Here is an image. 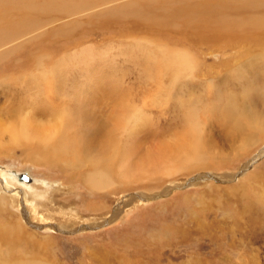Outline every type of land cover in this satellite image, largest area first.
<instances>
[{
  "label": "rangeland",
  "instance_id": "374dc122",
  "mask_svg": "<svg viewBox=\"0 0 264 264\" xmlns=\"http://www.w3.org/2000/svg\"><path fill=\"white\" fill-rule=\"evenodd\" d=\"M126 1L90 5L98 9H91L88 18L86 13L75 16V28L64 34L47 32L61 23L57 20L47 21L48 25L38 23L44 32L24 29L15 36L20 41L0 48L5 53L3 50L18 45L0 56V127L13 126V117L24 123L39 118L63 119L71 137L68 143L74 149L78 132L86 137L89 128L91 134L99 125L110 126L123 112L139 115V127L118 141L123 150L113 161L116 184L108 191L107 200L88 191L77 177L80 171L68 172L61 163L45 158L51 152L38 145L39 140L31 139L30 145L18 148L5 140L8 146L0 153V228L7 224L17 227L18 212L11 207L15 203L13 207L18 209L21 198L9 189L25 191V186H34L67 191L62 193V200L57 198L62 209L53 212L54 222L62 220L73 229L48 231L45 226L49 223L39 220L45 209L37 207L40 199L32 197L26 206L30 205L38 218L31 220L43 228L26 226L19 231H24V240L19 246L13 241L11 247L5 246L6 237L0 230V264L23 258L36 264H264V158L231 180L210 181L211 186L201 178L166 196L126 208L123 216L108 225L81 229L82 215H88L92 222L100 213H108L116 205L115 199L138 190L158 194L169 182L141 178V182L128 183L121 178L128 173L130 163L154 153L152 149L157 146L172 143L169 147L174 149L175 143L191 134L190 124H196L195 120L206 126L204 135L209 143H221L222 149L215 153L227 154L228 125L221 122L220 114L226 111L232 95L241 103L264 107V61L247 63L246 51L233 54L218 48L209 43L212 38L207 32L205 40L191 38V29L182 18L172 21L169 28L167 19L163 29L153 30L139 28L138 21L130 17L104 19L122 10ZM182 1L175 0L173 6L182 5L178 4ZM66 20L63 17L62 23ZM148 38H156L158 44H150ZM246 41L253 49L264 47V40ZM176 58L195 60L193 77L173 75L179 72L173 65ZM244 63L245 68L237 67ZM95 139L97 135H91L90 141ZM263 146L245 152L248 157L238 156L219 165L212 162L210 167L221 174H239L242 165ZM63 159L71 160V156ZM198 175L201 172L192 170L178 178L188 180ZM14 177L17 182L9 188L8 179ZM46 196L45 202L55 205Z\"/></svg>",
  "mask_w": 264,
  "mask_h": 264
},
{
  "label": "bare ground",
  "instance_id": "6f19581e",
  "mask_svg": "<svg viewBox=\"0 0 264 264\" xmlns=\"http://www.w3.org/2000/svg\"><path fill=\"white\" fill-rule=\"evenodd\" d=\"M113 1L114 0H0V48L10 42L20 41L21 38L15 39V36L20 35V31H24V29L38 28V31L44 32L41 29L42 26L38 23L48 25L50 24V20H57V22L61 23L51 26L47 32H50V34H64L67 29L75 28L73 24L77 21L74 19L75 16L77 17L80 13H86L87 15L91 9H98L90 7V5L105 4ZM174 1L175 0H129L121 4L124 7L122 10H115L113 16L108 14L104 19L107 17L111 19L112 17L115 21H121L130 17L138 21L139 28L153 30L155 28L163 29L167 19L170 21V23L167 24L169 28L172 26V21L174 23L175 20L178 21V19L182 18L185 19V22L188 23V28L191 29L189 33V36H192L191 38L195 37V39L197 38L198 40H205L204 33L207 32L212 38L209 43L218 48H227L231 52L233 51V54H240L246 51L248 55L247 63L255 61L256 64L258 61H264V47L253 49V47L246 44V39L248 40L249 38L264 40V0H195V2L194 0H185L182 1V3H178L183 6L180 5L177 7L173 6ZM63 17L68 20L62 23ZM86 17L88 18L90 15ZM41 35L43 36V34ZM24 36L26 37L27 35ZM148 40L152 45L158 44L156 38L154 41L153 38H148ZM16 46L7 48L3 51L6 53L7 50L10 51ZM5 53L0 52V56ZM244 58L246 60L247 57ZM241 61L239 63H241ZM173 65L179 70V72H173L174 76H180L186 73L185 76L193 77L196 66L195 60L190 59L188 61L183 58H176L173 61ZM237 67L245 68L246 63H244L242 67L241 64H238ZM223 68L225 69V67ZM176 78L178 79L179 77ZM228 102L226 111L220 114L221 122H223L224 125H228L225 138L227 142H229L230 148L226 150L228 151L227 154L218 155L219 153H215L216 150L222 149V146H220L221 143L217 142L216 139L214 143H209L204 135L206 126L195 120L196 124H190L192 128L191 134L186 136L181 142L175 143L177 145L174 144V149L169 147L172 143L166 147V144L157 146L155 149H152L155 151L154 153L151 151V153L149 152L144 156L145 158H141L140 161L130 163L129 167H127L128 173L126 172L127 174L121 178L128 183H132L133 181L141 182V178H143L144 181L167 179L169 182L165 184L166 187L163 190L161 189L162 191H157L159 195L153 194L155 191L138 190L131 195L127 194L117 198L115 199V201H117L116 205H114L115 207L112 206V211L110 210V217L107 216L110 211L108 213H100L98 216H95L91 222V218L89 219L88 215H82V217H84V222L81 229L92 230L96 227L100 228L104 225H108L112 223L115 218L123 216L126 208L130 210L145 201H151L166 196L174 190L185 188L187 185L189 186L201 178L204 180L207 179L206 184L208 183L207 185L211 186L213 185L210 181L216 182L224 178H230L231 180L235 178V176L245 173L246 170L263 159L264 146L260 153L248 159L247 162L242 165L240 168L242 172L239 174L236 172L221 174L210 167L212 162L219 165L224 161H232L238 156L247 155L244 153L248 150L253 152V150L256 148L258 149V147L264 143V107L241 103L238 96L234 98V95H232V99H229ZM123 113L124 115H116L110 126H107V124L104 127L99 125L97 132L94 131L90 134L89 128L88 134L85 132V134H87L86 137H83V133L78 132L79 135L76 137L77 146L74 149H72L68 143L71 137L68 131L69 129L64 124L63 119L40 121L41 118H39L37 121L30 119L25 121L27 123H24L20 117L22 120L21 123L20 121H16L13 117L12 120L15 122L13 126L3 125L0 127V153H5V140L10 146L16 148L23 145H30L31 139H34V141L39 140L40 144L38 145L43 146L45 151L51 152V156L50 154H46L45 158L49 156L48 158L52 159L51 161L54 160V162L61 163V167L63 169H68V172L73 170L80 171L81 174L77 177H79V180L85 185L88 191L101 194L102 198L107 200L108 197H110L108 191L116 184L113 178L116 176H114L112 169L113 161H117L116 158L119 156L120 151L123 150L118 141L125 139L121 136L134 132L139 127V115L136 112ZM91 135H97L95 142L90 141ZM5 137H7V139H5ZM162 143H164V141ZM158 144H161V142ZM66 155L71 156V160H64L63 157ZM125 158L126 157H123V159ZM128 159L125 161L126 163ZM85 169H89L88 172L82 173V170ZM192 170L199 171L202 175H198L194 178L191 177L188 180L186 178H178V175L190 173ZM21 178L27 179L26 177ZM8 180L11 181L8 187L13 188V184L17 182L14 180H17V177L13 179L9 178ZM26 181H28V179ZM227 181L229 180H226V182ZM0 183L3 184L2 179H0ZM4 187L7 188V185L4 184ZM25 187L27 188L25 191L16 189L15 187L12 190L9 189L12 194L15 192L21 200L16 205L18 209L13 207L15 203H13L11 207V210L14 209L16 213L18 212V219L15 221L17 227L7 224L0 228L1 232L5 235L4 237H6L3 238L6 247H11L13 244L19 246L21 241L24 240L22 238L26 236L22 234L24 231L22 233L19 231L24 230L26 226L33 229L43 228L40 224L35 222L38 218L35 216L36 214L33 216L34 210L30 205L26 206V201L30 202L32 197L40 199V201L36 203V206L45 209V212L40 216L39 220L49 223L45 226L48 231L72 232L73 226H69L64 222L61 223V219V221L56 219L57 222H54L56 215L53 212L61 208L58 204L60 201H57V198L62 200L60 199L62 198V193H66L67 191L63 188L59 190L54 187ZM45 195H47L46 200H53L52 202L55 205L49 206V202H45ZM52 197H54V199H52ZM120 205L123 206L119 207ZM90 215L92 214L90 213ZM31 219L35 220L33 221ZM15 229H18V231ZM12 233H16V235ZM0 237H2V235ZM13 241L16 242L12 244ZM9 258L10 261H12V255H10ZM4 264L10 263L6 260ZM12 264L36 263L23 258L20 260L18 259L17 262Z\"/></svg>",
  "mask_w": 264,
  "mask_h": 264
}]
</instances>
